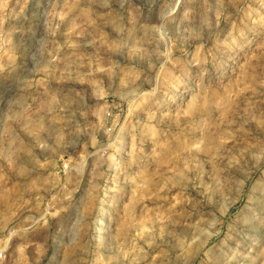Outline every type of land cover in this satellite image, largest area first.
<instances>
[{"label":"rangeland","instance_id":"obj_1","mask_svg":"<svg viewBox=\"0 0 264 264\" xmlns=\"http://www.w3.org/2000/svg\"><path fill=\"white\" fill-rule=\"evenodd\" d=\"M3 264H264V0H0Z\"/></svg>","mask_w":264,"mask_h":264},{"label":"built area","instance_id":"obj_2","mask_svg":"<svg viewBox=\"0 0 264 264\" xmlns=\"http://www.w3.org/2000/svg\"><path fill=\"white\" fill-rule=\"evenodd\" d=\"M7 256V248L5 246V243L0 238V264H3Z\"/></svg>","mask_w":264,"mask_h":264}]
</instances>
